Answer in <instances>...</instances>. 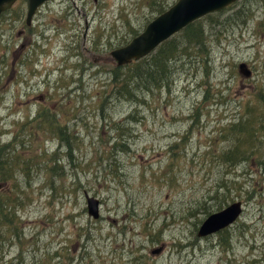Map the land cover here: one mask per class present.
Segmentation results:
<instances>
[{
  "label": "rangeland",
  "instance_id": "374dc122",
  "mask_svg": "<svg viewBox=\"0 0 264 264\" xmlns=\"http://www.w3.org/2000/svg\"><path fill=\"white\" fill-rule=\"evenodd\" d=\"M176 1L48 0L25 38L0 19V264H264V0L174 33L167 78L150 90L118 94L108 72L109 52ZM31 42L64 58L69 118L36 117L39 93L59 98L53 85L16 83ZM94 42L88 64L100 70L87 78L71 54L91 60ZM85 192L100 201L96 219ZM238 200L231 226L197 236Z\"/></svg>",
  "mask_w": 264,
  "mask_h": 264
},
{
  "label": "water",
  "instance_id": "95a60500",
  "mask_svg": "<svg viewBox=\"0 0 264 264\" xmlns=\"http://www.w3.org/2000/svg\"><path fill=\"white\" fill-rule=\"evenodd\" d=\"M16 0H0V13L9 8ZM48 0H26V23H30L34 11ZM237 0H177L164 12L154 17L144 29L128 43L116 47L109 52L110 60L117 66L138 60L154 50L161 42L178 32L194 20L223 9ZM238 71L244 77L251 76V69L245 62L238 63ZM87 213L94 219L98 218L100 201L94 196L84 193ZM243 212L241 201H233L222 209L210 213L204 218L197 230V236H208L231 226ZM156 249L155 252L160 251Z\"/></svg>",
  "mask_w": 264,
  "mask_h": 264
},
{
  "label": "flooded vegetation",
  "instance_id": "af4514ba",
  "mask_svg": "<svg viewBox=\"0 0 264 264\" xmlns=\"http://www.w3.org/2000/svg\"><path fill=\"white\" fill-rule=\"evenodd\" d=\"M17 1L13 3L10 8L6 9L0 14V19L1 18L4 20L9 19V21L18 23L20 25L17 32L18 35L22 36L23 38L29 37L28 34L32 33L33 22L37 20V17L41 15V9L45 4L47 5V1H45L44 3H42L37 7V9L33 13L32 19L29 24L26 23V15H27L26 0L25 3H18V4ZM34 31H36L35 28ZM54 32L60 34L62 31L59 29H55ZM38 34L41 35L40 32H38ZM91 49H92V54L89 50H87V55L91 58V60H89V58H84V54H82V52L78 49L77 45L73 46V51H72L73 53L71 54L76 59V62L72 67L73 70L76 71L81 70L82 72L84 70L87 71L86 72L88 74L87 78L90 75L94 76L95 69L97 70V72H99L100 70L99 64H95L98 65L95 67L88 64L90 61L92 63H95V61H99V58L95 57L99 55L93 53L94 51L98 50V46L96 45V42L93 43ZM50 63H52V65L48 66ZM112 64L113 67H115V63ZM16 65L17 67L15 68V70L13 68L14 74L16 76L15 77L16 83H21L23 86H31L33 83V85H36L37 87L39 85H43L45 87H50V85H53V91L55 96L59 91H62L64 89L63 87L64 81L60 77L65 68L64 58L55 56V52L51 50L43 49V44H38L37 42H31V46L29 50L23 52L22 54H20V56L17 57ZM54 72H56V74L59 75L55 79L53 78ZM84 79L82 82H84ZM45 87L44 89H46ZM37 96L40 100V103H36V117H42L46 113L48 119L55 118L59 120L60 118L61 120L62 118H69L67 116V112L63 110L64 107L61 108V106L64 103L63 100L64 96L62 92L58 93L59 98L56 101L54 102L52 101L50 103H48L49 96H46L42 93H39ZM52 110L54 111V113ZM55 112L60 113L61 116L59 114H55Z\"/></svg>",
  "mask_w": 264,
  "mask_h": 264
},
{
  "label": "trees",
  "instance_id": "16d2710c",
  "mask_svg": "<svg viewBox=\"0 0 264 264\" xmlns=\"http://www.w3.org/2000/svg\"><path fill=\"white\" fill-rule=\"evenodd\" d=\"M193 27V22L185 26L182 30L188 32ZM192 31V30H191ZM194 36H189V40L193 39L200 41L202 35L200 31L193 33ZM136 35V34H135ZM172 43L171 40L162 42L157 50L153 53L150 59L145 57L134 60L124 66H116L112 69V79L116 84V91L118 94H133L132 90L136 87L150 90L147 84L155 80H163L167 78V62L170 60L172 55H167L171 50L170 46L163 48L164 46ZM157 86H163L161 83H157ZM230 152V151H229ZM228 227L221 231L226 230Z\"/></svg>",
  "mask_w": 264,
  "mask_h": 264
}]
</instances>
